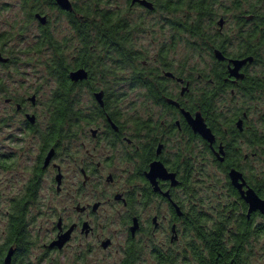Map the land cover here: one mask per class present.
<instances>
[{"label": "flooded vegetation", "instance_id": "1", "mask_svg": "<svg viewBox=\"0 0 264 264\" xmlns=\"http://www.w3.org/2000/svg\"><path fill=\"white\" fill-rule=\"evenodd\" d=\"M249 19L254 18L250 17ZM225 21L224 18H220L218 21L219 27L217 28L222 33ZM252 29L255 32L253 47L256 51L254 55L233 56L237 41H233L227 51L212 44H209V48L206 50L207 66L209 67H206L204 79L199 75L198 80H204L205 87L210 88L216 67L225 68L228 72L224 79L229 87H227L226 93L221 95L219 105L223 103L221 99L228 94L232 100L240 99L243 96L248 101L264 103V18H255ZM226 34L223 33L222 35L225 37ZM216 51H220L225 58H218ZM163 52L168 54V50L163 49L160 54L158 53L157 62L159 64L157 66H150L149 63H145L144 70L140 75L141 82L133 70L128 78V82L133 87L145 88L148 99L160 109L159 117L156 118L155 114L149 113L145 119H140L144 123L142 129L138 131L134 123V132L131 133L127 124L120 121L117 114L111 111V102L110 106L106 108L107 92L105 89L95 85L98 89L93 92L94 99L97 105L104 110L103 115L92 123L80 121L78 123L79 128L69 130L54 142H48L46 130L38 164L28 184L33 179L39 178L41 190L44 174L52 169L55 175V189L58 193L63 192L66 175L63 171V163L58 162V158L61 157L64 161L74 158L73 160L77 165L76 172L80 175L76 184L77 202L70 209L72 212L66 208L62 212H56L52 215L56 217V220L52 223L48 237H44L46 241L42 238L43 243L40 245L39 239H41L42 228L35 234L36 230L34 231L32 228L34 220L28 219L31 211L29 210L27 224L23 228L25 233L21 234L18 228L13 223L11 224L10 210L8 223L2 231L3 240H0V264H6V258L10 251H12L10 264H42L48 262L51 254L64 253L67 249L72 248L75 243L77 248L75 258L80 264H101L104 262L136 264L144 245H154L152 255L157 262L175 264L179 257V252L174 247L180 238L181 228L179 225L182 224V230L188 233L190 237L193 236L191 238H196L195 232L192 229L188 231L185 225V213L188 214L191 222L194 221L195 215L204 213V209H198L197 203L194 202L197 191L194 177L198 174L195 170L196 165L198 163L204 164L206 161L226 174L228 190L227 201L220 203L217 208L215 207L217 217L213 215L214 218L212 219L209 216V223H211V225L208 223L209 227L214 224L218 217H232L233 228L235 227L233 223L238 216L246 215L248 219L255 216L257 221L259 213L262 212L260 210L249 212L250 205L244 198L241 189L233 183L229 172L233 168L242 172L245 180L242 190L254 189L264 199L258 188L261 179L260 172L257 174L254 168L249 170L242 160L240 162L243 169L230 166L226 171L223 167L227 157L225 143L210 126L205 116L203 117L206 123L215 134L214 143H210L199 133H196L183 112V110L188 111L192 115L201 112L192 111L190 108V102L194 98L190 96L193 95L191 91L194 87V79L189 75L178 74L173 63L167 61V55H164ZM4 55L6 54L4 53ZM246 57H251L252 60L240 68L239 73L243 77L233 75L231 69L235 65L232 60ZM81 68L88 71V78L85 79L88 80L90 71L86 67ZM157 79H163V81ZM250 82L253 92L251 95H246L241 87H245L246 83L250 84ZM162 83L164 84L162 85ZM150 86L157 88L165 86L164 101L158 102L148 95ZM178 88H181L180 92L175 93L174 90ZM99 91H104L103 106L95 97V93ZM7 101L10 102L11 99L8 98ZM234 109L244 112L242 116L237 118L235 124L240 132H243L245 127L249 130L253 129L252 131H258L253 125H249V108ZM17 110H24V105L18 102ZM228 110L231 111L230 108ZM24 114L26 126L31 131L37 124V117L34 113L24 112ZM28 115H35V120L31 121ZM239 121H242L241 126ZM87 125H90L89 133L86 131ZM93 125H97V127H93ZM221 129L229 137L228 128L221 125ZM23 131L26 132V130ZM192 134L200 136L206 144L199 140L193 142L195 139L192 138ZM81 136L87 137L94 144L89 146L81 144L79 149L84 148V153L78 152L74 157L70 151L73 143L78 141ZM179 141L188 145V162L185 158L182 162L180 160V150L183 151V149L179 147ZM197 144L203 145L204 151H202L205 156L204 159H206L203 162L198 161L199 156L195 153ZM51 152L52 156L46 164V159ZM241 154L245 155L244 161L259 156L253 149L250 155L248 153ZM155 161L162 162L169 173L176 174L177 182L174 183L172 179L158 177L156 179L157 184L153 183L148 177V172ZM186 163H188L189 169L185 182L182 179V168ZM182 189L187 193L186 198H181L179 195V191ZM164 224L167 225L166 228ZM164 231L167 232V241L159 245L153 243L156 235ZM61 238L64 240L62 245L56 244ZM38 246L45 251L35 256V261H32L30 259ZM54 259L57 258L54 257Z\"/></svg>", "mask_w": 264, "mask_h": 264}, {"label": "rangeland", "instance_id": "2", "mask_svg": "<svg viewBox=\"0 0 264 264\" xmlns=\"http://www.w3.org/2000/svg\"><path fill=\"white\" fill-rule=\"evenodd\" d=\"M73 1L82 6L89 0ZM221 1L226 2L230 7H227L229 9H225L226 7L219 9V15L213 28L218 30V21L224 17L226 21L223 32L231 34L236 30V15L239 14V11L234 8L231 0ZM112 2V5H108L106 2H103L102 5L105 8H120L134 28V52L139 55L135 63L138 66H144L145 63H149L150 66H157L159 64L157 62L158 53L160 54L162 49H169L168 44L171 43L172 35L175 33V29L169 23L172 18H175V15L160 9L148 11L142 5L130 7L126 0H113ZM41 9L48 16L49 23L47 24H49L48 26L56 40L65 45L69 54H73L76 47L80 46V42L67 16L59 9L45 3L41 5ZM28 15L29 10L24 8L22 0H0V34L7 36L6 41H4L6 48L4 53L12 58V62L8 66L0 64V76L3 78L5 88L4 91L0 90V240H3L2 231L8 223V213L11 210L12 202L25 193L28 181L38 164V157L44 142V133L48 129L51 118L48 103L57 87L56 80L49 75L46 64L51 57V50L48 48L41 51L36 49L42 31L40 22L35 18L30 19ZM189 38L185 34L178 36L176 48L172 51L171 49L168 50V54L167 52H163V54L167 55V61L173 63L178 74L189 75L194 79L193 89H196L205 86L204 80H198V76L199 73L206 71L209 66H207L208 59L205 53L191 54L188 44ZM107 63L116 69L115 74L104 77L97 72L96 79L92 84L109 92L110 97H112L110 101L111 111L117 114L120 121L127 124L130 132H134V123L140 119H145L147 114L153 113L156 118L159 117L160 109L148 99L146 89L140 86L133 87L128 82L132 68L126 67L121 70L112 63V60H107ZM180 90L181 88H178L174 91L179 93ZM78 93L80 108L86 113L92 112L96 105L94 94L87 86H83ZM33 95H35V103L30 99ZM8 98L11 99L10 102L7 101ZM230 98L229 94L225 95L221 99L223 103H220V108L224 112L228 108L231 109V112L234 108H249V125H253L260 134L264 135V103L260 101L251 102L243 96L236 100ZM18 102L24 105V110H17ZM24 112L34 113L37 117V124L31 131L26 126ZM230 114L232 113H227V116ZM93 127H97V125H93ZM89 130L90 125H87L86 131L88 133ZM81 144L89 146L94 143L87 137L81 136L72 145L70 152L74 157L78 152L84 153V148L79 149ZM178 144L183 149V151L180 150L183 157L180 158L182 162L189 154L188 145L182 141H179ZM257 149L260 155L256 158L251 157L243 163L249 170L254 168L258 174L264 167V154L262 153L264 150L262 148ZM202 150L204 151L203 145L197 144L195 153L199 156V162L206 160ZM251 152V148L244 147L243 154L248 153L250 155ZM58 159V162L63 163V171L66 175L64 191L61 193L56 191L55 175L53 170L49 169L44 174L42 189L39 191L37 199L29 208L31 216L29 214L28 219L34 220L32 228L34 231L36 230L35 234L42 228L39 245L43 243V240L46 241L45 238L48 237V232L52 229V223L56 220V217L52 215L56 212H62L66 208L72 212L70 209L78 198L76 184L80 175L76 172L77 165L73 160L74 158L66 159V161L61 157ZM195 170L198 174L194 177L197 189L194 202L197 203L198 209H204V213L213 219L214 216L217 217L215 207L217 208L220 203L227 201V176L207 161L204 164L198 163ZM179 195L181 198H186L187 193L182 189L179 191ZM257 223H264V218L258 217ZM166 226L164 224L165 228ZM179 228H181L180 238L174 246L179 252V257L175 264H193V255L189 252L188 247L191 237L182 230V224L179 225ZM165 241H167L166 231L159 232L153 243L159 245ZM153 248L154 245H144L136 264H172L170 262H157L152 255ZM44 251L38 246L30 260L35 261V256ZM76 251L75 243L72 248L67 249L64 253L51 254L48 262L42 264H80L75 258ZM101 264L113 263L104 262ZM248 264H264V235L253 241Z\"/></svg>", "mask_w": 264, "mask_h": 264}, {"label": "trees", "instance_id": "3", "mask_svg": "<svg viewBox=\"0 0 264 264\" xmlns=\"http://www.w3.org/2000/svg\"><path fill=\"white\" fill-rule=\"evenodd\" d=\"M73 2V10L62 9L55 0H22L24 8L29 10V18H36V13H43L41 5L43 3L50 5L62 11L76 32L80 46L76 47L73 54L66 51V47L60 44L53 32L49 28V24L41 26V35L36 44L37 50L48 48L51 50V57L47 60V70L51 77L56 80L57 87L53 91L51 99L48 103L51 118L47 129L48 142H54L60 136L69 130L79 128L80 121L92 123L99 116L103 115V109L97 105L94 106L92 112L86 113L80 108V98L78 91L87 86L93 93L96 88L92 82L96 79L97 72L104 76L114 75L116 69L107 60H112L121 70L131 67L136 76L143 72V65L138 66L135 62L139 55L134 52V28L127 20L125 14L120 8H105L102 3L106 2L112 5L113 0H89L85 5L80 6L77 2ZM128 1V6L141 5L139 2L133 3ZM153 4V8H147L148 11L160 9L164 12L175 15L169 23L175 29L172 35V41L168 44L169 49L173 50L177 45V38L182 34L189 36L188 44L191 54L205 53L209 48V44L220 47L225 51L228 50L233 41H237L235 48V57H244L254 55L256 49L253 47L255 32L252 29V23L255 18H264V0H231L234 8L239 11L236 15L237 28L231 34L224 37L222 31L215 30L219 9L230 7L226 2L221 0H148ZM143 6V5H142ZM250 17L254 19H249ZM224 18V17H222ZM49 23V21H48ZM251 26V27H250ZM248 28V29H246ZM236 32V33H235ZM7 36L0 34V51L5 52V43ZM239 44V45H238ZM237 49V50H236ZM166 57V56H165ZM164 57V58H165ZM10 58V57H9ZM12 62V58L8 62L1 65L8 66ZM220 64L219 62H217ZM86 67L90 71L88 80L75 82L70 78V72ZM170 67V65H168ZM182 72V70H179ZM206 71L199 73L204 79ZM228 72L225 68L219 67L214 70V78L211 87H197L192 89L190 95L194 97L190 102L192 111H201L203 116L212 126L219 138L225 143L227 157L224 164L226 171L230 166H236L243 169L241 160H245L243 147L252 148L259 155L257 148L264 150V135L258 131H252L245 127L240 132L236 128V121L244 112L234 109L226 112L219 106L221 95L226 93L229 84L225 83V76ZM163 81V79H157ZM164 83H162L163 85ZM250 84L246 83L245 87H241L242 91L247 95H251L253 89ZM0 90L4 91V81L0 76ZM105 105L110 106V94L107 90ZM166 93L165 86H150L149 94L156 101H164ZM190 93V94H191ZM232 113L227 116V113ZM221 125L228 128L229 137L221 129ZM144 127V123L140 120L135 122V128L139 131ZM193 142L201 141L206 144L200 136L192 134ZM241 139H243L241 141ZM242 147V148H241ZM264 154V151L262 152ZM241 155V156H240ZM182 157V155H181ZM186 157L187 162L189 161ZM264 163V162H263ZM182 179L187 181L188 163L182 168ZM259 192L264 196V167L260 171ZM39 178L33 179L27 186L25 193L14 200L11 205V224L18 228L21 234L25 233L23 228L27 224V215L29 208L34 204L40 191ZM258 217L264 218V214L259 213ZM185 225L190 231L195 232V239L190 238L188 243L189 252L193 255V264H248L251 256L253 241L264 235V223H257L256 217L250 219L246 215L236 217L232 227V217H221L214 221L209 227L210 218L204 213L195 215L194 221H189L188 214L184 215ZM193 237V236H191Z\"/></svg>", "mask_w": 264, "mask_h": 264}, {"label": "water", "instance_id": "4", "mask_svg": "<svg viewBox=\"0 0 264 264\" xmlns=\"http://www.w3.org/2000/svg\"><path fill=\"white\" fill-rule=\"evenodd\" d=\"M55 2L64 10H73V2L71 0H55ZM139 2L141 5L147 8H153V4L148 0H133V3ZM36 18L42 25H46L48 23V16L46 14L36 13ZM222 24V22H221ZM216 55L220 59H224V55L220 51H216ZM9 57L4 55L3 52L0 51V62L6 63L9 61ZM251 57H246L243 59H236L232 60L235 67L231 69L233 75L237 77H243L242 74L239 73L240 68L246 64L248 61H251ZM88 71L85 68H78L70 72V78L75 81H82L88 78ZM95 97L101 106L104 105V91H99L95 93ZM33 103L35 102V96L32 98ZM185 116L187 117L189 123L191 124L193 130L196 133H199L204 139L208 140L210 143H214L215 141V134L213 133L212 129L208 126L203 117L201 112H197L195 115H192L188 111H184ZM31 121L35 120V115H28ZM241 122L239 121V125L241 126ZM222 149V148H221ZM52 156V152L46 159V164H48L50 158ZM229 175L233 181V183L242 191V194L246 201L250 205L249 212L260 210L264 213V199L256 192L254 189H248L247 191H243L242 187L245 185V180L243 177V173L238 171L237 169L233 168ZM148 177L152 180L153 183L157 184L156 179L158 177L163 179H172L174 183L177 182L176 174L169 173L165 165L160 161H155L151 165V169L148 172ZM60 178V177H59ZM242 181V182H240ZM63 239L61 238L56 242L58 245H62ZM12 259V251L8 254L6 258V264H10Z\"/></svg>", "mask_w": 264, "mask_h": 264}]
</instances>
